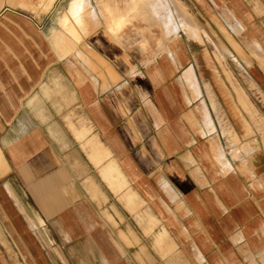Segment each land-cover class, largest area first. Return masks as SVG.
<instances>
[{
	"label": "crops",
	"instance_id": "obj_1",
	"mask_svg": "<svg viewBox=\"0 0 264 264\" xmlns=\"http://www.w3.org/2000/svg\"><path fill=\"white\" fill-rule=\"evenodd\" d=\"M16 1L36 2L4 0L0 7V219L28 263L172 264L180 251L185 259L175 264H264V170L240 165L229 152L233 169L222 170L217 159L228 147L217 132L208 133L210 91L192 62L183 66L181 45L150 66L152 93L141 83L138 90L125 87L124 79L105 87L97 72L68 63L76 59L58 57L51 46L54 13L69 0H55L40 15ZM231 24L243 27L237 18ZM199 36L191 39L204 43ZM176 73L179 80H171ZM52 77L74 93V102L61 106L56 95L44 96L41 87H52ZM69 108L81 109L106 144L97 133L77 140L80 129L61 119ZM118 161L176 243L167 256L117 203L112 187L125 183ZM92 190L100 202L91 200ZM129 229L132 244L119 235Z\"/></svg>",
	"mask_w": 264,
	"mask_h": 264
},
{
	"label": "rangeland",
	"instance_id": "obj_2",
	"mask_svg": "<svg viewBox=\"0 0 264 264\" xmlns=\"http://www.w3.org/2000/svg\"><path fill=\"white\" fill-rule=\"evenodd\" d=\"M3 1L0 0V7ZM54 2L16 1V4L40 15L49 12ZM67 5V9L55 11L54 25L50 28V43L58 57L74 58V62L67 60L68 63L97 72L105 87L124 79L125 87H131L132 83L135 89L141 83L152 93L147 80L150 66L176 53L181 45L185 56L183 66L192 62L200 84L204 83L207 93L208 89L210 91L213 113L208 133L217 132L228 147L226 150L223 145L217 159L222 170L226 169L227 173L233 169L227 152L238 159L240 165H245L246 161L250 166L258 165V172L264 170V0H69ZM236 18L243 24L241 32L232 29L231 23H235ZM187 26L194 28L198 37L186 35L182 28ZM199 35L204 40L202 44L191 39L200 40ZM123 58L131 63L130 67L120 61ZM119 70L125 74L121 76ZM171 80L178 81V73ZM50 86L43 84L41 87L46 98L56 95L61 106L76 100L59 78L52 77ZM223 88L231 101L225 98ZM40 117L45 118L43 114ZM53 119L58 120V116L53 115ZM61 119L76 124L69 128L73 132L75 128L80 129L83 137L78 134L79 141L86 140L92 133L101 138L81 109H66ZM107 148L110 157L116 158L108 145ZM160 159L163 161L165 156L156 158ZM81 161L85 173L93 175L94 171L84 158ZM122 173L124 186L120 189L111 186L117 203L135 218L144 234L150 235L161 255L167 256L176 249V243L131 185L123 168ZM260 175L263 181L264 174ZM101 177L108 182L102 172ZM128 193L133 195L130 201L126 200ZM98 198L97 191L92 190L91 200L97 203ZM112 217L107 216L114 221ZM160 230L161 237L155 241L154 235ZM11 231L8 222L0 219V264H29ZM119 235L126 244L133 243L131 229L127 233L120 230ZM178 253L179 258L172 264L185 259L180 251Z\"/></svg>",
	"mask_w": 264,
	"mask_h": 264
},
{
	"label": "bare ground",
	"instance_id": "obj_3",
	"mask_svg": "<svg viewBox=\"0 0 264 264\" xmlns=\"http://www.w3.org/2000/svg\"><path fill=\"white\" fill-rule=\"evenodd\" d=\"M202 1V0H201ZM152 2H154V1H152ZM135 3V2H134ZM154 4V3H153ZM132 5V4H131ZM154 7H155V5H154ZM228 21V20H227ZM181 23V22H180ZM179 24V23H178ZM181 26H183L184 24H180ZM180 26V27H181ZM122 28V27H121ZM185 32H186V34H188V36H190V37H198V33H197V31L194 29V28H192V27H190V26H187V27H183L182 28ZM232 29H234L236 32H241V30H243V27L240 25V24H236V25H232Z\"/></svg>",
	"mask_w": 264,
	"mask_h": 264
}]
</instances>
